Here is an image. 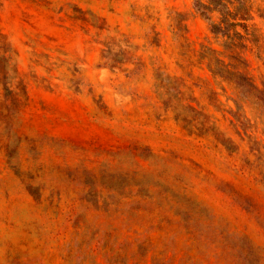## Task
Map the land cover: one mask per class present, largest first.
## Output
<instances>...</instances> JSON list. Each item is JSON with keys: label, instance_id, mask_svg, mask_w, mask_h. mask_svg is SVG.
<instances>
[{"label": "rangeland", "instance_id": "1", "mask_svg": "<svg viewBox=\"0 0 264 264\" xmlns=\"http://www.w3.org/2000/svg\"><path fill=\"white\" fill-rule=\"evenodd\" d=\"M204 46L194 0H0V264H264V112Z\"/></svg>", "mask_w": 264, "mask_h": 264}, {"label": "trees", "instance_id": "2", "mask_svg": "<svg viewBox=\"0 0 264 264\" xmlns=\"http://www.w3.org/2000/svg\"><path fill=\"white\" fill-rule=\"evenodd\" d=\"M194 9L208 22L214 39L223 48L204 46L200 58L215 77L233 85L238 107L234 116L245 125L240 113L244 103L250 102L264 112V82L260 86L248 73L252 65L249 54L264 58V34L257 22L260 19L264 25V0H194ZM256 150L262 159L264 151Z\"/></svg>", "mask_w": 264, "mask_h": 264}]
</instances>
